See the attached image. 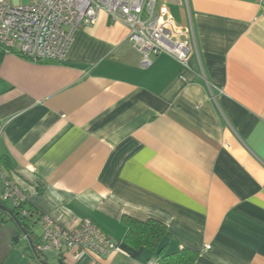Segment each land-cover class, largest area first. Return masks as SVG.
Here are the masks:
<instances>
[{
  "label": "crops",
  "instance_id": "1",
  "mask_svg": "<svg viewBox=\"0 0 264 264\" xmlns=\"http://www.w3.org/2000/svg\"><path fill=\"white\" fill-rule=\"evenodd\" d=\"M261 1L162 0L193 37L188 66L159 54L143 67L105 13L63 61L0 46V158L38 242L40 216L67 229L89 217L118 250L75 264H146L158 253L125 242V217L153 219L166 252L195 251L194 264H264Z\"/></svg>",
  "mask_w": 264,
  "mask_h": 264
},
{
  "label": "built area",
  "instance_id": "2",
  "mask_svg": "<svg viewBox=\"0 0 264 264\" xmlns=\"http://www.w3.org/2000/svg\"><path fill=\"white\" fill-rule=\"evenodd\" d=\"M159 0H0V46L6 51L39 62L63 61L75 41L77 30L95 24L101 13L128 26L129 41L142 53L147 68L153 57L167 54L184 66L194 51L193 37L176 24L172 15L157 11ZM264 11V0L261 1ZM3 199L21 208L28 195L0 167ZM21 214L32 216L25 208ZM44 234L36 248L39 253L56 252L65 264H75L88 253L109 256L118 245L91 218L65 228L48 215L40 219ZM146 264H161L158 257Z\"/></svg>",
  "mask_w": 264,
  "mask_h": 264
},
{
  "label": "trees",
  "instance_id": "3",
  "mask_svg": "<svg viewBox=\"0 0 264 264\" xmlns=\"http://www.w3.org/2000/svg\"><path fill=\"white\" fill-rule=\"evenodd\" d=\"M9 163H5L4 158H0V167L9 179L10 173L8 171ZM0 219L2 221L13 220L8 212L2 208L7 206L8 201L3 199L4 184L0 181ZM9 207V206H7ZM21 219L23 226L27 229L29 235L37 246L39 243L37 237L32 232V226L28 223L29 218L22 216L21 208H25L29 214L33 215L34 209L29 208V202L23 203L22 207H9ZM42 217V216H40ZM41 219V218H40ZM125 222L128 224V231L125 237V242L135 249L147 248L152 251H157L158 258L161 264H194L198 258V253L188 249L178 250L173 253H167L165 246L162 244L165 237L169 235L166 225L157 220L140 221L135 218L125 217ZM39 255H44L39 253ZM61 260V259H60ZM60 263H63L62 260Z\"/></svg>",
  "mask_w": 264,
  "mask_h": 264
},
{
  "label": "rangeland",
  "instance_id": "4",
  "mask_svg": "<svg viewBox=\"0 0 264 264\" xmlns=\"http://www.w3.org/2000/svg\"><path fill=\"white\" fill-rule=\"evenodd\" d=\"M159 2L157 11L165 13L163 9L160 10ZM7 206L13 207L11 201L6 202ZM34 220L29 221L33 226ZM40 231V227L38 228ZM47 264H58L59 257L54 252H49L43 255ZM0 264H43L32 250L29 240L23 234L19 226L14 220L2 221L0 219Z\"/></svg>",
  "mask_w": 264,
  "mask_h": 264
},
{
  "label": "water",
  "instance_id": "5",
  "mask_svg": "<svg viewBox=\"0 0 264 264\" xmlns=\"http://www.w3.org/2000/svg\"><path fill=\"white\" fill-rule=\"evenodd\" d=\"M2 208L5 209L8 212V214L11 216V218L17 223V225L19 226V228L21 229L23 234L29 240V243H30V246H31L32 250L37 255L38 254V250L36 248V245L34 244L33 239L29 235L27 229L23 226V224L21 222V219L14 213V211L11 208H9L7 206H2ZM44 264H47V262H45Z\"/></svg>",
  "mask_w": 264,
  "mask_h": 264
},
{
  "label": "flooded vegetation",
  "instance_id": "6",
  "mask_svg": "<svg viewBox=\"0 0 264 264\" xmlns=\"http://www.w3.org/2000/svg\"><path fill=\"white\" fill-rule=\"evenodd\" d=\"M35 256L44 264L45 262H47L46 261V259H44V257H43V255H39V254H35ZM60 260V259H59ZM61 262V260L59 261V263L58 264H65L63 261V263H60Z\"/></svg>",
  "mask_w": 264,
  "mask_h": 264
}]
</instances>
